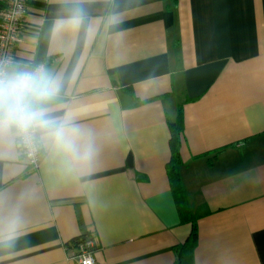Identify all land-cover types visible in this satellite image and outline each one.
Wrapping results in <instances>:
<instances>
[{
    "label": "crops",
    "instance_id": "1",
    "mask_svg": "<svg viewBox=\"0 0 264 264\" xmlns=\"http://www.w3.org/2000/svg\"><path fill=\"white\" fill-rule=\"evenodd\" d=\"M14 56L7 71L59 78L44 106L92 155L69 163L37 132L32 169L0 135V264H74L81 235L95 264H175L179 112L194 264H264V0H30Z\"/></svg>",
    "mask_w": 264,
    "mask_h": 264
},
{
    "label": "clouds",
    "instance_id": "2",
    "mask_svg": "<svg viewBox=\"0 0 264 264\" xmlns=\"http://www.w3.org/2000/svg\"><path fill=\"white\" fill-rule=\"evenodd\" d=\"M70 23L76 26L79 20ZM59 89V78L43 67L23 71L0 68V135L30 139L39 132L69 163L86 165L92 155L90 145L83 143L86 133L67 120L52 117L44 106Z\"/></svg>",
    "mask_w": 264,
    "mask_h": 264
},
{
    "label": "built area",
    "instance_id": "3",
    "mask_svg": "<svg viewBox=\"0 0 264 264\" xmlns=\"http://www.w3.org/2000/svg\"><path fill=\"white\" fill-rule=\"evenodd\" d=\"M30 0H5L0 9V68L7 70L14 63L15 47L22 42V27ZM23 71V70H22ZM21 157L35 169L42 154L34 134L30 139L16 135ZM71 250L69 260L74 264H95V241L92 236L81 235L67 244Z\"/></svg>",
    "mask_w": 264,
    "mask_h": 264
},
{
    "label": "trees",
    "instance_id": "4",
    "mask_svg": "<svg viewBox=\"0 0 264 264\" xmlns=\"http://www.w3.org/2000/svg\"><path fill=\"white\" fill-rule=\"evenodd\" d=\"M170 159L166 165V171L170 180L171 189L178 207L180 217L184 222L192 224V231L188 239L175 248V264H194L193 254L196 248V218L191 216L186 201L184 190L179 178L180 159V137L182 134L181 112L178 113L176 122H170ZM186 215V216H184Z\"/></svg>",
    "mask_w": 264,
    "mask_h": 264
}]
</instances>
